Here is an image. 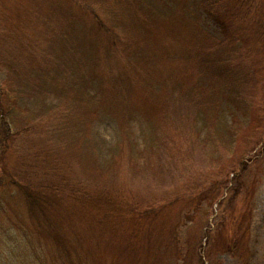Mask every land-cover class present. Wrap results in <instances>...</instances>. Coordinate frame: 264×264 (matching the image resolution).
Instances as JSON below:
<instances>
[{"label":"rangeland","instance_id":"rangeland-1","mask_svg":"<svg viewBox=\"0 0 264 264\" xmlns=\"http://www.w3.org/2000/svg\"><path fill=\"white\" fill-rule=\"evenodd\" d=\"M207 2L0 0V264H264V0Z\"/></svg>","mask_w":264,"mask_h":264},{"label":"trees","instance_id":"trees-1","mask_svg":"<svg viewBox=\"0 0 264 264\" xmlns=\"http://www.w3.org/2000/svg\"><path fill=\"white\" fill-rule=\"evenodd\" d=\"M207 1L208 0H200L201 5L204 7V9L207 12L213 13V10L211 9L212 5L210 3H208ZM4 114H5V111L0 109V122H1L0 128H1V132L3 133V135H2L3 137L1 136L0 142H2V144H3V147L1 148L3 151L8 148V144H7L8 138L12 134L10 132L11 130L9 128L8 123L6 122ZM225 179H228V177H225ZM18 188L21 190V192L24 194L25 198L27 199L30 209H34V206H37V205L40 206L39 203H40L41 199H39V196L36 195L30 187H28L25 184H18ZM210 192L211 191H208L207 189L201 190L200 191L201 194L199 195V197L202 198V197H204V195H207V197H208Z\"/></svg>","mask_w":264,"mask_h":264}]
</instances>
